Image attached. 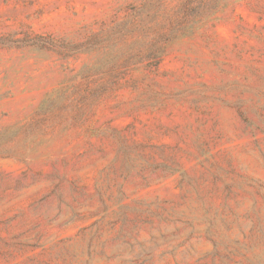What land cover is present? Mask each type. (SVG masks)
I'll return each instance as SVG.
<instances>
[{
	"label": "rangeland",
	"instance_id": "obj_1",
	"mask_svg": "<svg viewBox=\"0 0 264 264\" xmlns=\"http://www.w3.org/2000/svg\"><path fill=\"white\" fill-rule=\"evenodd\" d=\"M0 264H264V0H0Z\"/></svg>",
	"mask_w": 264,
	"mask_h": 264
}]
</instances>
